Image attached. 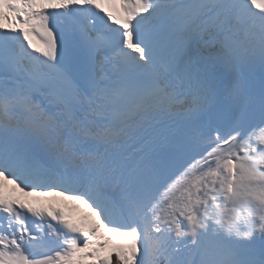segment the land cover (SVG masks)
<instances>
[{
  "label": "snow or ice",
  "instance_id": "1",
  "mask_svg": "<svg viewBox=\"0 0 264 264\" xmlns=\"http://www.w3.org/2000/svg\"><path fill=\"white\" fill-rule=\"evenodd\" d=\"M0 264H264V0H0Z\"/></svg>",
  "mask_w": 264,
  "mask_h": 264
},
{
  "label": "rangeland",
  "instance_id": "2",
  "mask_svg": "<svg viewBox=\"0 0 264 264\" xmlns=\"http://www.w3.org/2000/svg\"><path fill=\"white\" fill-rule=\"evenodd\" d=\"M13 187H14L13 191L10 190V187H8L6 189V192H8L9 194L15 195V196H16V194L18 195L19 193H21L19 191V189H16L15 186H13ZM21 194H23V193H21ZM20 198L23 199V200L32 202V203H33V201H37L39 199V197H27L25 195L21 196ZM49 201H51V199H49ZM52 202L60 203V205L62 207L67 206L68 208H71L73 206V203H74V202H71V201H64L63 198H61V197H54ZM83 214H86V210L84 212H82V213H79L78 215H83Z\"/></svg>",
  "mask_w": 264,
  "mask_h": 264
},
{
  "label": "bare ground",
  "instance_id": "3",
  "mask_svg": "<svg viewBox=\"0 0 264 264\" xmlns=\"http://www.w3.org/2000/svg\"><path fill=\"white\" fill-rule=\"evenodd\" d=\"M8 187H10V190H12V191L14 190V187H13L12 185H10V186L8 185L7 188H8ZM23 195H24V194H21V193H19L18 195L16 194V196L19 197V198H20L21 196H23ZM46 198H47V199H45V201L43 202L44 204H47V203L52 202L54 197H52V198L46 197ZM49 199H51V201H49ZM37 202H39V201H33V203H37ZM39 203H40V202H39Z\"/></svg>",
  "mask_w": 264,
  "mask_h": 264
}]
</instances>
